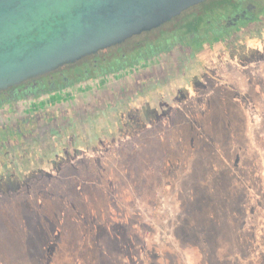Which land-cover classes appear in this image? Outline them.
Here are the masks:
<instances>
[{"label": "rangeland", "instance_id": "rangeland-1", "mask_svg": "<svg viewBox=\"0 0 264 264\" xmlns=\"http://www.w3.org/2000/svg\"><path fill=\"white\" fill-rule=\"evenodd\" d=\"M260 19L0 143V264H264Z\"/></svg>", "mask_w": 264, "mask_h": 264}, {"label": "flooded vegetation", "instance_id": "flooded-vegetation-1", "mask_svg": "<svg viewBox=\"0 0 264 264\" xmlns=\"http://www.w3.org/2000/svg\"><path fill=\"white\" fill-rule=\"evenodd\" d=\"M206 3L207 1L194 5L185 11L196 12ZM263 11L264 0H241L225 17L216 21L210 19L192 33L191 40L180 32V18L178 22L174 20L180 16L177 15L160 26L133 35L121 43L0 90V143L6 147L5 142H10V137L18 142H31L30 138L34 137V133L46 134L44 129L49 126L50 121L57 128V122L66 123L68 118L77 116L78 111L84 113V110L86 113L107 105L110 100L141 90L150 79L162 76L165 71L163 63L168 58L175 57V52L176 55L180 52L187 53L188 50L195 52L202 46L213 45V42L221 43L228 35L242 30L251 22L261 20ZM153 31H158V34L152 39L159 35L165 36L162 38L164 45L157 47L158 49L150 48L152 39L147 36L139 44L133 40L137 35ZM178 34L181 35L179 38ZM174 36V42L167 43ZM136 48L140 57L136 56ZM69 97H74L71 102L74 104L67 106ZM79 99L84 105H78Z\"/></svg>", "mask_w": 264, "mask_h": 264}, {"label": "water", "instance_id": "water-1", "mask_svg": "<svg viewBox=\"0 0 264 264\" xmlns=\"http://www.w3.org/2000/svg\"><path fill=\"white\" fill-rule=\"evenodd\" d=\"M208 0H0V90L160 26Z\"/></svg>", "mask_w": 264, "mask_h": 264}, {"label": "trees", "instance_id": "trees-1", "mask_svg": "<svg viewBox=\"0 0 264 264\" xmlns=\"http://www.w3.org/2000/svg\"><path fill=\"white\" fill-rule=\"evenodd\" d=\"M241 2V0H208L207 3L203 6H201V10L198 11H194L193 12H189V11H185L182 15L177 16V18H175L174 20L177 21L178 18H180L181 23L179 25V29L180 32L188 39L191 40L190 35L194 32H196L197 30H199V28H201L202 26H204L207 22H209V20L211 19L212 21H216L217 19H221L222 17H225L231 10H233L239 3ZM206 7V8H205ZM205 11H208V13H205ZM179 21V20H178ZM177 21V22H178ZM221 22V21H219ZM175 33V32H174ZM147 34V35H146ZM156 34H158V31H153V33H145L141 36H135V38L133 39L137 44L140 43V41H142L146 36L148 38H151L153 36H155ZM164 35V33H163ZM181 35L178 34V38ZM165 37V36H164ZM163 36L159 35L157 38H154L151 40V44L149 46H151L150 48H152V50L154 49H158L157 47H160L163 43ZM176 36H174L173 38H169L167 43L170 42L169 44H171V42H174ZM148 46V47H149ZM137 49V48H136ZM136 56L140 57L141 54H139L140 52L138 51V49L136 50ZM225 179V178H224ZM243 187V185H242ZM245 188V187H243ZM199 189V188H198ZM200 190V189H199ZM244 192V191H243ZM226 197L225 198V202H230V198ZM242 198L239 199V206H240V201ZM228 200V201H227ZM239 211L243 212L244 209H242V207H239ZM242 239L241 236H239L238 241L240 242Z\"/></svg>", "mask_w": 264, "mask_h": 264}]
</instances>
